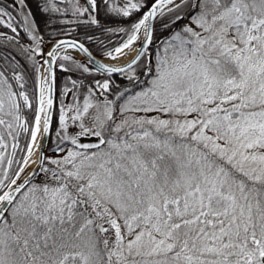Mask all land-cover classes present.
Masks as SVG:
<instances>
[{"label": "snow or ice", "instance_id": "6c2138e0", "mask_svg": "<svg viewBox=\"0 0 264 264\" xmlns=\"http://www.w3.org/2000/svg\"><path fill=\"white\" fill-rule=\"evenodd\" d=\"M0 264H264V0H0Z\"/></svg>", "mask_w": 264, "mask_h": 264}, {"label": "flooded vegetation", "instance_id": "af4514ba", "mask_svg": "<svg viewBox=\"0 0 264 264\" xmlns=\"http://www.w3.org/2000/svg\"><path fill=\"white\" fill-rule=\"evenodd\" d=\"M32 7H33V11H36L35 3H33ZM93 50L95 51V49H93ZM113 78H114L117 82H122V81H121V78L119 77V75H116V76H114Z\"/></svg>", "mask_w": 264, "mask_h": 264}, {"label": "bare ground", "instance_id": "6f19581e", "mask_svg": "<svg viewBox=\"0 0 264 264\" xmlns=\"http://www.w3.org/2000/svg\"><path fill=\"white\" fill-rule=\"evenodd\" d=\"M129 58H131V57H129ZM77 59H80V57L79 56H77ZM124 61H121V63H123ZM106 63H108V61H106ZM29 171H30V169H29Z\"/></svg>", "mask_w": 264, "mask_h": 264}, {"label": "water", "instance_id": "95a60500", "mask_svg": "<svg viewBox=\"0 0 264 264\" xmlns=\"http://www.w3.org/2000/svg\"><path fill=\"white\" fill-rule=\"evenodd\" d=\"M105 63H106V61H105ZM45 148H47V144H45Z\"/></svg>", "mask_w": 264, "mask_h": 264}, {"label": "trees", "instance_id": "16d2710c", "mask_svg": "<svg viewBox=\"0 0 264 264\" xmlns=\"http://www.w3.org/2000/svg\"><path fill=\"white\" fill-rule=\"evenodd\" d=\"M48 147H49V144H47V148H48ZM47 148H46V149H47ZM49 154H50V153H49Z\"/></svg>", "mask_w": 264, "mask_h": 264}]
</instances>
